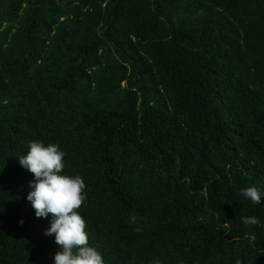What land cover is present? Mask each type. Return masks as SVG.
<instances>
[{"label": "trees", "instance_id": "trees-1", "mask_svg": "<svg viewBox=\"0 0 264 264\" xmlns=\"http://www.w3.org/2000/svg\"><path fill=\"white\" fill-rule=\"evenodd\" d=\"M32 141L84 180L104 264H264V0H0V264L59 250Z\"/></svg>", "mask_w": 264, "mask_h": 264}, {"label": "clouds", "instance_id": "clouds-1", "mask_svg": "<svg viewBox=\"0 0 264 264\" xmlns=\"http://www.w3.org/2000/svg\"><path fill=\"white\" fill-rule=\"evenodd\" d=\"M66 152L57 143L47 146L39 141L29 142L26 155L19 157L20 165L33 174L34 180L29 183L32 189L27 195L38 218L51 214L50 227L46 236H55L59 250L55 253L54 264H104L102 254L90 246L87 222L79 209L87 200L86 184L80 175L62 174L65 168ZM241 195L250 199L253 204H260L261 191L253 186L241 190ZM137 216H131L129 222L135 224ZM246 226L260 225L256 216L242 217ZM23 224V221H20ZM139 232L141 229L136 228ZM152 264H163L156 259ZM181 264L183 262L181 261ZM235 264H242L237 259Z\"/></svg>", "mask_w": 264, "mask_h": 264}]
</instances>
